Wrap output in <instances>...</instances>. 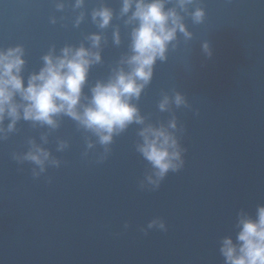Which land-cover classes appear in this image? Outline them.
Segmentation results:
<instances>
[{
    "label": "water",
    "instance_id": "obj_1",
    "mask_svg": "<svg viewBox=\"0 0 264 264\" xmlns=\"http://www.w3.org/2000/svg\"><path fill=\"white\" fill-rule=\"evenodd\" d=\"M75 4L0 0V49L23 47L27 84L45 55L92 48L89 37L98 33L99 47L92 50L101 60L89 68L82 109L98 81L128 70L135 25L126 23L130 13L121 15L122 0ZM102 6L113 11L105 28L92 18ZM166 7L177 10L191 36L177 32L132 99L144 124L132 122L102 145L63 113L54 128L21 118L8 131L10 118L3 121L0 264H225L223 238L235 241L240 213L255 217L264 205V0H192L184 9L168 0ZM195 8L204 10L200 22L192 18ZM176 93L185 102L161 111L160 100ZM173 119L169 131L184 163L155 187L147 179L154 169L137 150L139 130ZM30 141L48 149L58 165L48 163L41 172L17 159ZM156 219L164 229L148 227Z\"/></svg>",
    "mask_w": 264,
    "mask_h": 264
},
{
    "label": "clouds",
    "instance_id": "obj_2",
    "mask_svg": "<svg viewBox=\"0 0 264 264\" xmlns=\"http://www.w3.org/2000/svg\"><path fill=\"white\" fill-rule=\"evenodd\" d=\"M83 2L76 0L75 6L80 7ZM167 2L122 0L121 15L130 13L126 23L135 25L131 31L132 54L124 61L128 70L116 71L107 82L98 81L91 89L89 102L82 109L81 97L89 68L101 60L100 52L92 50L99 47L101 36L98 33L89 37L92 48L83 45L76 49L65 47L62 55H45L44 66L29 76L27 84L21 74L25 64L23 47L0 49V133L5 131V118H10L8 131L14 130L21 118L54 128L57 126L56 115L63 113L95 133L100 144L109 145L114 134L122 132L132 122L144 124V117L132 99L140 97L152 78L156 60L166 58L168 45L175 40L177 32L184 33L185 37L191 36L182 16L175 8H167ZM191 3L192 0H178L181 9ZM191 15L195 22H200L204 10L195 8ZM92 18L99 27L105 28L113 18V11L102 6L93 10ZM114 40L120 42L118 30L114 33ZM204 47L207 48V44ZM184 102L180 93L172 98L165 95L159 108L164 111L170 103L180 106ZM175 127L173 119L167 126L147 124L139 130L142 143L137 145V150L154 169V176L147 179L155 187L170 170L177 171L183 166L182 150L175 135L169 131ZM30 145L29 150L17 159L33 162L41 172L48 163L58 165L48 149L35 141H30ZM64 146L61 143L59 148ZM153 226L164 229L165 223L156 219L149 222L148 227ZM237 227L235 241L231 236H225L221 243L220 252L225 264H264V205L257 207L255 217L241 212Z\"/></svg>",
    "mask_w": 264,
    "mask_h": 264
}]
</instances>
